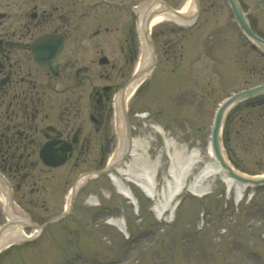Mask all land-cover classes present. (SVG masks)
<instances>
[{
	"label": "rangeland",
	"instance_id": "obj_1",
	"mask_svg": "<svg viewBox=\"0 0 264 264\" xmlns=\"http://www.w3.org/2000/svg\"><path fill=\"white\" fill-rule=\"evenodd\" d=\"M239 1L253 29L264 37V0ZM202 2L199 20L188 30L172 22L152 28L157 68L128 103L129 121L135 128L133 137L143 147L139 152L143 151V157L150 162L158 163L156 188L164 203L165 178L172 179L168 168L173 167V163L166 154L164 136L152 126H161L166 137L173 139V147H169L172 151L173 148L191 149L197 141L203 148L217 103L231 91L264 81V54L240 32L226 0ZM171 28L174 30L168 31ZM101 42L94 48L83 43V52L72 49L70 61L87 66L83 74L87 89L93 84L105 83L98 79V71L104 73V78L108 74V83L119 89L134 71L139 45L135 38L134 42L129 41L133 52L125 59L116 52L115 42L111 43L107 37L101 38ZM100 44L116 56L110 62L115 64L113 68L97 64L94 53ZM180 52L184 53V58L176 68L175 59H170V55ZM55 98L57 100L59 95ZM253 103L261 105L249 109L241 104L232 110L229 128L234 149L243 164L241 168L261 174L264 172V95L253 99ZM136 112L149 115L146 119L137 118ZM249 139L253 143L244 152L239 143ZM109 151L110 148L105 150L99 162L88 158L86 166L81 165L73 175L103 165ZM132 159L131 156L126 158L130 166ZM50 172L51 179L48 178L51 174L44 171L43 178L38 181V188L43 184L49 188L45 195L39 192L26 197L28 190H25V196L21 193L14 196L15 203L36 223H42L62 207L58 195L55 194L53 200L50 195L53 187L60 186L61 179L55 175L57 171ZM191 179L192 174L187 183ZM97 184L104 187L101 192L94 193L100 204L93 208H98V218L102 217V221H97V215H91L83 205L84 194L94 191ZM63 186L65 190L67 185ZM133 188L142 198L141 211H133L132 204L114 191L107 176L89 180L87 186L79 190L69 214L78 224L67 222V217L48 223L40 234L0 253V264H264V186L256 192L246 191L245 199L237 206L235 189L232 188L228 195L225 184L216 177L212 191L203 197L193 196L185 189L178 197L181 203L174 217L170 216L168 208L159 217L152 209L157 200L149 198L137 186ZM251 192L253 195L249 197ZM249 198L252 200L247 203ZM122 215L129 227L128 238L105 223L109 217ZM4 221L0 205V225ZM47 227L57 228L56 233L47 234ZM31 230L25 229L27 233Z\"/></svg>",
	"mask_w": 264,
	"mask_h": 264
},
{
	"label": "flooded vegetation",
	"instance_id": "obj_2",
	"mask_svg": "<svg viewBox=\"0 0 264 264\" xmlns=\"http://www.w3.org/2000/svg\"><path fill=\"white\" fill-rule=\"evenodd\" d=\"M15 1L14 17L0 12V170L21 189L40 168L39 157H34L44 142L59 140L57 148L62 141H69L76 161L95 146L93 139L108 128L112 94L111 88L97 85L99 89L94 88L89 104L81 106V88L71 90L68 76L63 97L57 102L56 77L35 64L31 43L42 34L54 35L67 44L80 41L92 26H103L107 32L110 18L106 15L104 23L75 19L84 9L76 0H43L44 6H39V0ZM93 32L91 39L100 34V28ZM60 63L58 71L69 68V62ZM73 134L76 142L72 141Z\"/></svg>",
	"mask_w": 264,
	"mask_h": 264
},
{
	"label": "bare ground",
	"instance_id": "obj_3",
	"mask_svg": "<svg viewBox=\"0 0 264 264\" xmlns=\"http://www.w3.org/2000/svg\"><path fill=\"white\" fill-rule=\"evenodd\" d=\"M155 5V4H154ZM156 11L155 14L145 22L146 13L150 11ZM179 15L165 6H142L138 10L137 19V32L139 41V51L136 59L135 71H137L134 77L125 86L124 91L118 92L113 100L112 112H113V129H114V145L109 154V162H115L122 158L123 154L128 151L129 147L131 149V156H133V163L128 168L119 167L115 169L116 174H110V180L115 186L116 191L123 196L131 199L128 186L122 181V176H125L130 182H135L139 185L150 197L156 199L160 196V192L157 190L155 172L158 168V163H152L147 158L140 155L137 149L142 147V143L134 137H130L127 131V125L124 118V109L128 108L129 99L135 94L138 86L148 77L149 68L152 62V50L147 43L148 39L145 38L143 34L145 31L150 30L154 26L161 24L163 22L172 21L178 24H184L192 21V17L196 12V7L193 0H185L182 6L179 7ZM39 49L42 46L38 47ZM46 53V52H44ZM154 128L163 135V131L159 126H154ZM166 154L169 160L172 161L173 167L168 168L169 174L172 179L165 178L166 188L164 187V196L166 202H162V206L157 204V212L161 214L167 207L170 212L173 209V205L176 201V197L181 193L184 187H187L189 192L195 195H203L210 192L212 188V183L216 177L223 181L226 185L227 191L232 188L235 189V199L237 202L242 197L244 187L237 184L232 178L228 177L225 171L220 167L219 163L215 159L213 151L210 146L209 139L207 140L205 146L201 148V142L196 143V145L191 149L185 148H173V151L169 147H173V141L170 138H165ZM133 167L134 170L131 169ZM138 170H143V172H138ZM194 170H196L194 172ZM194 172V173H193ZM192 174V179L187 185L188 176ZM86 176H80L77 179V186L82 184ZM3 186V184H0ZM167 194H166V190ZM10 190L5 186L2 187V193H0V205L4 211L6 218L10 219L12 222L11 226H7L0 233V251L9 247L10 245L16 244L26 238L34 235L33 233H26L23 228L24 224L29 223L30 217L19 207L18 204L10 203L8 200V193ZM72 191L66 195L65 207L68 208L71 204ZM158 199V203L160 201ZM162 200V199H161ZM171 203V204H170ZM108 223L115 224L118 226L119 230L125 233L124 222L122 218L109 219Z\"/></svg>",
	"mask_w": 264,
	"mask_h": 264
},
{
	"label": "water",
	"instance_id": "obj_4",
	"mask_svg": "<svg viewBox=\"0 0 264 264\" xmlns=\"http://www.w3.org/2000/svg\"><path fill=\"white\" fill-rule=\"evenodd\" d=\"M232 12L234 14V18L236 22L239 24L240 28L242 31L253 41L255 42L262 50H264V39L258 37L253 31L251 30L241 8L237 0H228ZM264 92V84L254 86L252 88H249L247 90H242L236 93L231 94L219 107L217 110L216 117L214 119L213 127H212V136H211V141H212V147L214 150V153L221 163L222 167L227 171L228 175L231 177H234L236 180H238L241 183H247V184H253V185H258V184H263L264 183V177L263 178H249L242 176L235 172L224 160L220 145H219V128L221 126V122L223 120L224 114L226 110L232 106L234 103L253 96L255 94H259ZM3 228H1L2 230Z\"/></svg>",
	"mask_w": 264,
	"mask_h": 264
},
{
	"label": "trees",
	"instance_id": "obj_5",
	"mask_svg": "<svg viewBox=\"0 0 264 264\" xmlns=\"http://www.w3.org/2000/svg\"><path fill=\"white\" fill-rule=\"evenodd\" d=\"M251 107H255V105H250ZM223 139H224V143H225V146H226V148L228 147L227 146V144H228V137H227V134H226V132L224 131V133H223ZM227 152H228V154H229V157H230V159H231V161L235 164V165H237V166H239L238 165V163L232 158V156L230 155V152L228 151V148H227Z\"/></svg>",
	"mask_w": 264,
	"mask_h": 264
}]
</instances>
